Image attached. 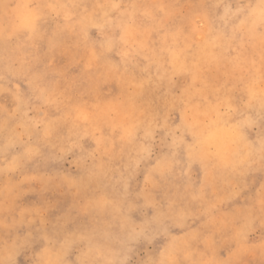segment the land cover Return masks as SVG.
Returning <instances> with one entry per match:
<instances>
[{
    "label": "clouds",
    "instance_id": "1",
    "mask_svg": "<svg viewBox=\"0 0 264 264\" xmlns=\"http://www.w3.org/2000/svg\"><path fill=\"white\" fill-rule=\"evenodd\" d=\"M0 264H264V0H0Z\"/></svg>",
    "mask_w": 264,
    "mask_h": 264
}]
</instances>
